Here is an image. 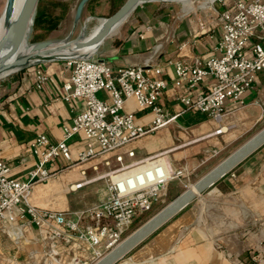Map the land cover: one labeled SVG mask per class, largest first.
<instances>
[{"label":"crops","instance_id":"crops-1","mask_svg":"<svg viewBox=\"0 0 264 264\" xmlns=\"http://www.w3.org/2000/svg\"><path fill=\"white\" fill-rule=\"evenodd\" d=\"M53 1L42 0L39 29L56 23L45 40L66 39L61 32L70 6L61 18ZM234 1H206L196 6L194 2H145L119 24L92 57L112 67L163 66L160 77L167 89L160 103L177 114V119L108 155L74 165L61 157L54 159L50 169L55 174L33 188L34 205L65 212L91 207L106 198L111 172L122 166L165 156L173 169L189 168L193 162L179 161L181 156L220 151L264 121L263 73L240 104L226 100L227 113L220 122L194 108L184 110L178 98L188 90L174 84L175 61L193 66L219 54L215 47L222 37L220 16L233 8ZM38 71L47 76L41 88L36 87ZM70 75L64 60L53 59L0 79V158L9 164L14 178L27 180L34 168L37 158L31 143L36 136L44 133L53 142L61 141L64 126L72 123L80 109L78 101L57 98ZM151 76L159 75L152 72ZM214 82L207 77L190 93L207 91ZM106 95L104 91L99 94ZM125 110L135 113L138 124L146 125L152 119L151 111L139 108L133 99L127 100ZM219 128H223L221 133L216 132ZM84 141L81 133L69 140L75 160ZM24 234L13 240L0 229V264H50L47 230L29 225ZM57 249L63 264H71L75 257L81 263L94 259L86 243L78 247L58 241ZM115 264H264V144Z\"/></svg>","mask_w":264,"mask_h":264},{"label":"built area","instance_id":"built-area-1","mask_svg":"<svg viewBox=\"0 0 264 264\" xmlns=\"http://www.w3.org/2000/svg\"><path fill=\"white\" fill-rule=\"evenodd\" d=\"M220 20L222 37L215 47L218 55L197 61L193 66L182 61L174 63V84L188 90L178 98L184 110L194 108L218 122L227 113L226 100L240 104L258 74H264V0H235L233 8L221 13ZM64 61L71 75L58 90L57 98L66 102L78 101L81 107L72 123L64 126L61 141L53 142L44 133L33 140L31 150L37 160L27 180L11 176V167L0 158V229L13 240L23 238L29 225L46 229V253L52 261L50 264H63L57 249L58 241L75 243L78 247L86 243L93 250V261L81 263L75 257L71 264H93L117 246L137 221L154 209L166 193L169 182L188 174L189 168L184 166L176 170L170 167L169 171L163 164L165 156L140 160L111 172L108 195L96 205L67 212L34 205L31 202L33 188L55 174L50 169L54 159L61 157L69 165L86 162L177 119V114L160 103L167 89V82L160 77L163 66L112 67L103 60L83 56ZM152 72L159 76L152 77ZM207 77L215 80L211 88L191 94L190 91ZM46 80L47 76L38 71L36 87L41 88ZM102 91L107 94L104 98L99 96ZM129 99L135 100L139 108L151 111L152 119L148 124H138L135 113L125 110ZM222 130L219 128L216 132ZM79 133L83 134L85 143L75 160L69 140ZM212 152L218 154V150ZM129 154L133 156L134 152ZM122 159V156L117 157L118 161ZM145 169L154 172L153 179L145 176L142 183L138 178L133 183L125 180V177H133V171L137 175Z\"/></svg>","mask_w":264,"mask_h":264},{"label":"water","instance_id":"water-1","mask_svg":"<svg viewBox=\"0 0 264 264\" xmlns=\"http://www.w3.org/2000/svg\"><path fill=\"white\" fill-rule=\"evenodd\" d=\"M89 1L81 0L79 2L75 13V20L77 22L82 17L84 8ZM151 1L184 2L189 0H126L113 14L102 18L103 22L95 34L87 36L81 33L73 39L68 36L59 43L44 40L28 44L29 34L33 31V23L39 0H24L19 14L7 25L4 35L0 38V79L20 71L29 65L45 60H65L73 56L92 57L93 52L99 48L102 42L138 5ZM14 4L15 0H6L3 15L7 21L14 12ZM71 46L75 50L72 54H60L61 51ZM87 49H93V52H81ZM263 144L264 127L199 178L193 187L190 186L176 196L93 264L117 263Z\"/></svg>","mask_w":264,"mask_h":264},{"label":"rangeland","instance_id":"rangeland-1","mask_svg":"<svg viewBox=\"0 0 264 264\" xmlns=\"http://www.w3.org/2000/svg\"><path fill=\"white\" fill-rule=\"evenodd\" d=\"M81 0H67L63 2H67L70 6L69 14L64 21V29L62 30V35L69 36L70 38H75L79 34L84 33L88 35L94 27L99 23L101 18L110 16L115 10H117L126 0H90L86 7L84 8L83 15L80 20L76 23L75 21V13L77 6ZM194 6L196 5H204L205 0H195ZM6 0H0V15L4 11ZM177 6H182V3H176ZM91 18V19H89ZM62 27V28H63ZM55 37V35H53ZM64 36V37H65ZM32 31L29 34L28 44L34 43L31 41ZM56 38V37H55ZM58 39V38H57ZM51 39V41L55 43H59L64 40V38ZM264 127V121L260 122L253 128L249 133L244 134L241 138L234 141L232 144L226 146V148L218 151V154L214 155L212 150L210 152L206 151L204 155L197 154L192 158L189 156H181L179 161H192L190 164L188 174L183 175L180 178L173 179L169 182L167 186L166 193L163 197L154 205V209L152 212L146 214L142 218H140L134 226V229L129 233L131 234L134 230H136L139 226L145 223L148 219H150L153 215H155L158 211H160L164 206H166L170 201H172L176 196L185 191L191 185H193L199 178H201L204 174H206L209 170H211L214 166H216L219 162H221L225 157H227L230 153H232L235 149H237L240 145H242L245 141H247L250 137H252L255 133H257L260 129ZM119 149V148H118ZM117 150V149H116ZM111 152H115L111 151ZM111 152L106 153L107 155ZM103 154L102 156L106 155ZM191 159V160H190ZM164 166H168V170L171 171L169 166V162L164 160ZM72 197V196H71ZM127 234L125 238L129 235Z\"/></svg>","mask_w":264,"mask_h":264},{"label":"bare ground","instance_id":"bare-ground-1","mask_svg":"<svg viewBox=\"0 0 264 264\" xmlns=\"http://www.w3.org/2000/svg\"><path fill=\"white\" fill-rule=\"evenodd\" d=\"M193 1H195V0L184 1L182 3L183 4H188V3L193 2ZM205 1L212 2L214 0H205ZM23 3H24V0H15L14 12H13L11 18L8 21L4 18V15H3L4 11L0 15V38L4 35V33L6 31V28H7V25L12 20H14L15 17L19 14V12H20V10L22 8ZM89 19H91V18H89ZM102 22H103V19L101 18L100 21H99V23L94 27V29L92 30V32H90L88 35L95 34L99 30ZM76 23H77V21H76ZM118 26L116 27V29L118 28ZM116 29H114V31ZM73 51H75L74 50V47L71 46V47H69V48L64 49L63 51H61L60 54H72ZM81 52H93V49H87V50H83ZM159 172H161V170H159ZM131 176H133V177H130V176H129V178L128 177H125V180H129L131 183H133V182H135L136 178H138L139 181L142 183L145 180V178H144L145 176H148L150 179H153L155 175H154V172L152 170H149L148 171L147 169H145V170H143L141 172H138L137 175H136L135 171H133V175H131ZM193 185H191V187H193Z\"/></svg>","mask_w":264,"mask_h":264},{"label":"trees","instance_id":"trees-1","mask_svg":"<svg viewBox=\"0 0 264 264\" xmlns=\"http://www.w3.org/2000/svg\"><path fill=\"white\" fill-rule=\"evenodd\" d=\"M41 2H42V0H40V2L38 4L36 17H35V20H34V23H33V31H32L31 41L34 42V43L45 40L50 35V33L53 31V29L56 26V23H53V24H49L48 27H46V28L39 29V22H40L39 10H40ZM53 5H54L53 8L55 10H57V9L61 10V13H60L61 18L66 14V12L68 11V8H69V4L67 2H61V1L54 0L53 1Z\"/></svg>","mask_w":264,"mask_h":264}]
</instances>
